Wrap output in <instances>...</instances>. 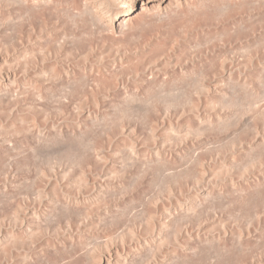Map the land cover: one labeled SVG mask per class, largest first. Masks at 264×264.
<instances>
[{
    "label": "bare ground",
    "instance_id": "bare-ground-1",
    "mask_svg": "<svg viewBox=\"0 0 264 264\" xmlns=\"http://www.w3.org/2000/svg\"><path fill=\"white\" fill-rule=\"evenodd\" d=\"M0 264H264V0H0Z\"/></svg>",
    "mask_w": 264,
    "mask_h": 264
}]
</instances>
